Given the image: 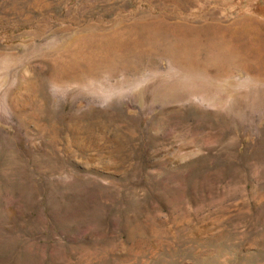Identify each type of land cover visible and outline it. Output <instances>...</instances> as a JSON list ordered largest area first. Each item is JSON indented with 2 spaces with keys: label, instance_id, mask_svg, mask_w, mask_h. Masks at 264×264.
I'll return each mask as SVG.
<instances>
[{
  "label": "rangeland",
  "instance_id": "374dc122",
  "mask_svg": "<svg viewBox=\"0 0 264 264\" xmlns=\"http://www.w3.org/2000/svg\"><path fill=\"white\" fill-rule=\"evenodd\" d=\"M258 34L264 0H0V264H264Z\"/></svg>",
  "mask_w": 264,
  "mask_h": 264
},
{
  "label": "bare ground",
  "instance_id": "6f19581e",
  "mask_svg": "<svg viewBox=\"0 0 264 264\" xmlns=\"http://www.w3.org/2000/svg\"><path fill=\"white\" fill-rule=\"evenodd\" d=\"M131 31L129 32V33H126V34H122V33H120L118 36H117V38L119 39V40H121V41H123V42H125V43H123V44H121V42H118V44L120 45V46H118V47H115L116 49H114L113 51H116L115 53H116V55H115V57H120L121 55H123L126 51H128V44H129V41H132V40H135L134 42H133V44H134V48H136L135 50H137L140 54H142V52H145L146 54L148 53V51H149V46L147 45L146 47V49L147 50H145V51H142L141 49H140V46L142 45V40L141 39H137L135 36L131 39L130 38V36L132 35L133 36V34L134 33H136V29L134 28V27H131V28H129ZM252 30H253V28H252ZM224 32V31H223ZM250 32H251V30H250ZM138 33H139V30H138ZM118 34V33H117ZM117 34H115V35H117ZM247 34V33H246ZM259 34H260V32H259ZM258 34V36H256V39H257V41H256V44L255 45H251L252 47H254V48H242L241 49V47H239V45H237V44H235L234 43V46H233V48L234 47H236L238 50V53H233L232 54V58L235 60V61H242V59H244L246 56H248L247 55V53L248 52H256V57L254 58V57H248L245 61H244V66L243 67H245V68H247L248 70H250V71H252V72H254L252 75L253 76H257L258 74H259V72H263L264 71V42H263V40H262V43H260V44H257L258 42H259V40H260V35ZM139 35L141 36V34L139 33ZM247 37H248V39L250 38V40L251 41H254L253 40V38L252 37H250V33L249 34H247ZM141 38H145V37H142L141 36ZM146 39V38H145ZM147 40V39H146ZM227 39L225 38V39H223V41L225 42ZM149 41V40H148ZM147 43H149V42H147ZM232 44H233V42H232ZM258 45V46H257ZM112 47V46H111ZM111 50V49H110ZM227 52V51H226ZM243 54H244V56H243Z\"/></svg>",
  "mask_w": 264,
  "mask_h": 264
}]
</instances>
